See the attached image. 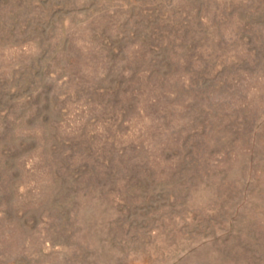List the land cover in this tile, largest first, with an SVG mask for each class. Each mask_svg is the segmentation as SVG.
Returning <instances> with one entry per match:
<instances>
[{
	"label": "rangeland",
	"instance_id": "rangeland-1",
	"mask_svg": "<svg viewBox=\"0 0 264 264\" xmlns=\"http://www.w3.org/2000/svg\"><path fill=\"white\" fill-rule=\"evenodd\" d=\"M0 264H264V0H0Z\"/></svg>",
	"mask_w": 264,
	"mask_h": 264
}]
</instances>
